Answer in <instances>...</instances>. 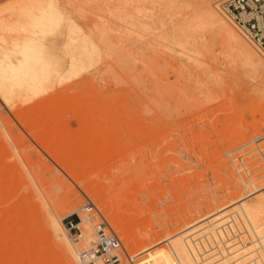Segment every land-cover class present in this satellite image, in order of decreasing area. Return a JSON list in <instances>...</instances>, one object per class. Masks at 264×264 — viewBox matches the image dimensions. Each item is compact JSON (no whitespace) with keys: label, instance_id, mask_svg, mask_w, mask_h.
Returning a JSON list of instances; mask_svg holds the SVG:
<instances>
[{"label":"rangeland","instance_id":"rangeland-1","mask_svg":"<svg viewBox=\"0 0 264 264\" xmlns=\"http://www.w3.org/2000/svg\"><path fill=\"white\" fill-rule=\"evenodd\" d=\"M54 1L96 48L36 90L0 94V264H74L54 221L78 254L102 218L140 264H185L175 240L195 231L198 264H231L228 244L257 256L264 73L199 18L202 0ZM220 1L212 8L264 60ZM239 195L226 216L205 218Z\"/></svg>","mask_w":264,"mask_h":264},{"label":"bare ground","instance_id":"bare-ground-1","mask_svg":"<svg viewBox=\"0 0 264 264\" xmlns=\"http://www.w3.org/2000/svg\"><path fill=\"white\" fill-rule=\"evenodd\" d=\"M56 3L57 1L55 2L54 0H9L0 3V94L3 97L20 91L23 93V90H36L35 88H37L42 82L47 80L52 81V77L56 78V76L59 77L63 74L67 64L65 59L68 57L70 59H82L83 51H87L86 49L88 46H90L89 49L91 50L92 48H96L95 43L88 39L89 37L87 38L85 35V38V36L82 37L83 34L80 35V31L82 30L70 21L67 16L63 15V12L61 11L62 8H60V10ZM63 11H65V9ZM198 16L201 20L207 23L214 33H219L221 37L225 38L224 40L229 43L227 44L225 41V46L227 44L226 48L228 45L233 46L243 55L244 59H246L254 71L264 73L263 58L258 55L253 47L244 41L240 34L224 18L217 14L211 6L210 0H202L200 2ZM63 27H65V30H68V34H66L67 36L64 35V32L67 31H64ZM221 37L218 36V38L222 39ZM38 87L40 88V86ZM23 94H21V96ZM42 100L44 101V99ZM39 104H41V102ZM0 123H2L1 119ZM2 127L4 128L5 125L2 124ZM5 132L9 141L13 143L7 130H5ZM38 140L40 141V139ZM252 182L254 181H251L250 183ZM250 183H247V185L250 186ZM34 184L36 185V183ZM252 191L253 189H250V193ZM45 199L44 201H46ZM244 199V196L239 195L230 204L217 207L215 210L207 213L205 218H217L220 214H222L220 217L222 218L226 216L225 210L229 205L238 204ZM46 203L48 202L46 201ZM45 206L48 205L46 204ZM85 209L89 210V208ZM241 214H243L246 219L255 239L260 241V237L242 206ZM53 215H55V213H53ZM203 219L204 218L194 221L190 225L192 228L197 227L201 224L200 222H202ZM82 221L83 220L81 219V222ZM190 225L188 226L189 228L191 227ZM54 228L57 235L60 237L59 243L65 254L74 264H80L78 263L79 260L77 256L79 254L80 257V252L78 254L75 252L73 248L74 246L71 244L73 242H70L69 240V232L67 233L68 238L67 235L62 232L58 220L54 221ZM203 229L204 227H201L200 230ZM94 230H96V228ZM195 232L175 240V246L185 264H198L199 261L197 258L196 247L194 245L195 239L193 236L195 235ZM81 236H83V232ZM87 236L85 237L84 234V240ZM71 241H73V239ZM88 241L90 243V240ZM230 243L232 244V242ZM233 247L235 248L234 244ZM234 248L230 247L229 244L225 248L226 256H232V258H230L231 264H248L251 263L252 260H256L254 264H264V249H261V251H259L260 253L256 256L253 252L246 251L244 248L242 249V247L241 249Z\"/></svg>","mask_w":264,"mask_h":264},{"label":"built area","instance_id":"built-area-1","mask_svg":"<svg viewBox=\"0 0 264 264\" xmlns=\"http://www.w3.org/2000/svg\"><path fill=\"white\" fill-rule=\"evenodd\" d=\"M218 9L264 54V0H221ZM232 222H234L233 219L227 222L225 226ZM74 228L76 227L71 226L69 228L70 233ZM78 230L80 234L75 231L73 235L75 239H79L82 235L81 229L78 228ZM206 237L214 239L212 233H208ZM218 237L222 238L221 235ZM214 249L211 247V250L205 252L209 253ZM141 256L139 253L131 254L126 251L121 238L104 218L96 226L95 241L92 247L80 253L81 261L84 264H140ZM255 261L253 260L248 264H254Z\"/></svg>","mask_w":264,"mask_h":264}]
</instances>
